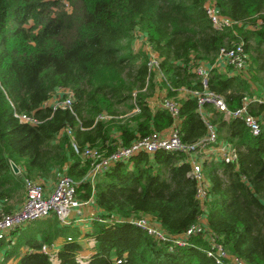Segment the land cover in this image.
<instances>
[{"label": "trees", "instance_id": "obj_1", "mask_svg": "<svg viewBox=\"0 0 264 264\" xmlns=\"http://www.w3.org/2000/svg\"><path fill=\"white\" fill-rule=\"evenodd\" d=\"M209 1L237 23L214 28L205 10ZM139 30L159 69L149 71L146 51L133 49ZM238 42L246 66L228 75L215 65L218 52ZM200 63L212 66L207 87L229 109L250 101L259 134L210 103L204 104L209 116L198 111L192 92L202 84L192 68ZM255 85L264 91V0H0V215L13 210L10 201L23 200L25 178L44 183L61 174L77 183L78 199L93 198L99 209L84 232L53 215L16 227L0 239V264H52L40 248L56 239L62 240L59 264H222L207 255L212 233L244 264H264V104L253 100ZM58 88L72 91L70 108L44 105ZM157 89L179 104L183 143L200 140L209 122L236 150V161L195 155L208 182L203 202L195 197L193 153L186 150L139 151L92 181L86 178L90 161L73 151L74 140L108 155L171 126L167 109L150 106ZM15 112L32 113L39 122H20ZM141 217L172 237L200 219L203 231L178 245L131 222ZM81 233L94 240L88 258L80 257Z\"/></svg>", "mask_w": 264, "mask_h": 264}, {"label": "built area", "instance_id": "obj_2", "mask_svg": "<svg viewBox=\"0 0 264 264\" xmlns=\"http://www.w3.org/2000/svg\"><path fill=\"white\" fill-rule=\"evenodd\" d=\"M205 10L212 26L218 30H225L237 23L229 17L220 15L214 4L210 1L206 3ZM134 36L137 37L139 43L143 41L142 48L146 51L148 56L147 65L149 71L159 69L160 59L157 53L154 52L146 42L143 32L135 31ZM133 49L138 50L134 45ZM246 62L247 54L244 51L242 42H238L232 46H222L219 49L215 65H223L228 75H238L243 73ZM211 67L212 66L208 63H200L196 67L192 68V71L197 74L202 84V91L192 92L198 97V111L203 114L204 104L210 103L217 111L223 113L225 117L238 118L242 120L253 135L259 134L260 118L248 111L247 105L249 102H245L240 108L229 109L221 95L208 89L207 79ZM52 96L54 98L53 101L50 103L46 101L44 105L51 107L53 110L56 108L64 109L71 107L73 101V93L71 90L58 88L53 92ZM256 97L257 98H254L253 100L264 104V96ZM161 106L167 109L173 118V123L167 135H163L160 132H152L144 137L135 139L127 146L119 145L108 155H104V153L97 147L90 146L89 144H85L81 147L73 140L71 143L73 151L82 158L90 161V169L86 178L92 181L98 172L106 169L114 161L127 160L139 151L153 153L156 150H186L193 153V156L190 159V174L196 181L195 197L199 201L203 202L207 198L208 182L204 177L202 166L196 159L195 155L200 153L208 160L222 158L226 161H236V150L231 145L219 141L216 127L209 122L206 123L207 132L200 140L194 143H183L180 139L178 128V102L167 98L161 101ZM14 116H16L20 122L28 124H37L39 122L32 113L15 112ZM98 117L103 119L104 115L100 114ZM65 131L68 134L71 133L69 128H66L63 132ZM61 134L62 132H60L59 135ZM76 184L77 183L70 176L67 174H61L58 177L53 189L48 193L41 181L25 178V197L21 205L12 212L0 215V239L6 237L8 232L11 230L31 220L46 218L53 215L56 216L62 224H68V217L72 211H75L77 215H81L80 209L88 202V200L85 201L77 198ZM93 218L94 217L89 220H92ZM131 222L145 230L148 234L153 235L162 241H166L171 238L178 245L185 244V236L198 234L203 231L202 219H200L199 222L192 224L183 235L176 237L169 236L160 229L156 228L145 217L132 219ZM40 250L47 254L56 252L55 245L53 243L43 244ZM207 255L215 258L217 263L229 264L231 262L233 264H244L238 257L230 255L224 251L221 245L216 242L214 233L211 234Z\"/></svg>", "mask_w": 264, "mask_h": 264}, {"label": "crops", "instance_id": "obj_3", "mask_svg": "<svg viewBox=\"0 0 264 264\" xmlns=\"http://www.w3.org/2000/svg\"><path fill=\"white\" fill-rule=\"evenodd\" d=\"M218 66V65H217ZM221 66V71H226V69L223 67V65H219ZM186 94V91L185 90H182L180 93H179V96H183ZM166 96V91L164 89H157L154 96L150 97L149 99V102H150V106L152 108H157V107H162L161 106V101L163 99H167L168 97H165ZM53 96H51L47 101L50 103L53 101ZM172 100H175L174 98H170ZM245 102H250L248 99L245 100ZM203 114H204V117H206V115L209 116V114H207V112L205 111V109L203 108ZM178 123H179V120H178ZM170 128L171 126L165 128L164 130H162V134L163 135H167L170 131ZM115 137L119 136L118 133L114 134ZM220 142H224V143H227L226 141L222 140V139H219ZM229 144V143H227ZM230 145V144H229ZM60 176V175H59ZM58 176V177H59ZM57 177L55 180H45V182L43 183L44 186H45V189L47 190V192L49 193L53 187L55 186L56 182H57ZM17 209V208H16ZM81 211V215H77L75 213V211H72L69 215V223L68 225L72 226V227H76L80 230V232H84L85 230H87L89 228V219L91 218V216L95 215V214H98L99 212V209L96 207V204L94 203V199H90L88 200V202L82 206V208L80 209ZM10 232H8L9 234ZM81 237L78 238L79 242H80V238H86V237H83L82 233L80 234ZM55 245V249H56V252L59 250L61 244H62V240L61 239H56L55 241L51 242ZM50 243V244H51ZM81 244V243H80ZM81 252V251H80ZM79 252V253H80ZM1 255V254H0ZM81 256V255H80ZM59 264V262H58Z\"/></svg>", "mask_w": 264, "mask_h": 264}, {"label": "rangeland", "instance_id": "obj_4", "mask_svg": "<svg viewBox=\"0 0 264 264\" xmlns=\"http://www.w3.org/2000/svg\"><path fill=\"white\" fill-rule=\"evenodd\" d=\"M133 45L137 49L142 48L143 41H141L139 43L137 40V37L134 36ZM253 90L255 92V96H258V97L264 96V91L260 87H257V85L254 86ZM24 193H25V189H24ZM23 200H24V197H23ZM23 200L20 201L19 203H16L14 200L10 201L9 205L12 206V208H13L12 211H14L16 208H18L21 205V202H23ZM96 215L97 214L91 216V218L95 217ZM80 243H81V252H80L81 256L80 257L88 258L91 255V253L93 252L94 240L91 238H80ZM49 256H50V259L52 261V264H58L57 256L55 253H50ZM6 264H17V262L15 260L11 259L10 261L6 262Z\"/></svg>", "mask_w": 264, "mask_h": 264}, {"label": "water", "instance_id": "obj_5", "mask_svg": "<svg viewBox=\"0 0 264 264\" xmlns=\"http://www.w3.org/2000/svg\"><path fill=\"white\" fill-rule=\"evenodd\" d=\"M10 166H11V169L13 170L14 173L17 174L20 172L18 166H16V164H14L12 161L10 162Z\"/></svg>", "mask_w": 264, "mask_h": 264}, {"label": "bare ground", "instance_id": "obj_6", "mask_svg": "<svg viewBox=\"0 0 264 264\" xmlns=\"http://www.w3.org/2000/svg\"><path fill=\"white\" fill-rule=\"evenodd\" d=\"M234 26V25H233ZM140 31V30H139ZM73 104V103H72ZM180 153V152H179ZM156 240V239H155ZM182 247V246H181Z\"/></svg>", "mask_w": 264, "mask_h": 264}]
</instances>
